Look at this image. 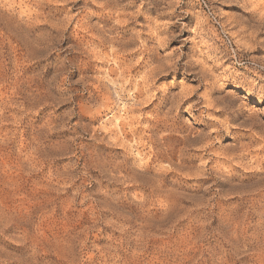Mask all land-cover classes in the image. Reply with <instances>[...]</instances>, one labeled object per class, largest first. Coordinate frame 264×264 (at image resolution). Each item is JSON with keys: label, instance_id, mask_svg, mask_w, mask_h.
<instances>
[{"label": "clouds", "instance_id": "obj_1", "mask_svg": "<svg viewBox=\"0 0 264 264\" xmlns=\"http://www.w3.org/2000/svg\"><path fill=\"white\" fill-rule=\"evenodd\" d=\"M0 264H264V0H0Z\"/></svg>", "mask_w": 264, "mask_h": 264}]
</instances>
